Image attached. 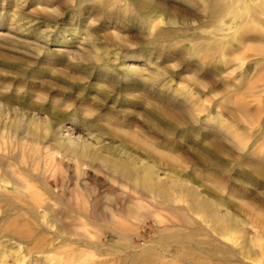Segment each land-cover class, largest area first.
<instances>
[{"label":"rangeland","instance_id":"1","mask_svg":"<svg viewBox=\"0 0 264 264\" xmlns=\"http://www.w3.org/2000/svg\"><path fill=\"white\" fill-rule=\"evenodd\" d=\"M261 1L0 0V264H264Z\"/></svg>","mask_w":264,"mask_h":264},{"label":"bare ground","instance_id":"2","mask_svg":"<svg viewBox=\"0 0 264 264\" xmlns=\"http://www.w3.org/2000/svg\"><path fill=\"white\" fill-rule=\"evenodd\" d=\"M259 2V1H258ZM262 2V1H261ZM262 3H264V2H262ZM243 5V4H242ZM239 6V5H238ZM237 6V7H238ZM248 6V5H247ZM250 8V7H249ZM217 9H219V8H217ZM244 9V8H243ZM248 9V8H247ZM262 9V8H261ZM221 10V9H220ZM262 11H264V9H262ZM216 12V11H215ZM254 123V122H253ZM256 140V139H255ZM140 179V178H139ZM146 181V180H145ZM143 183V182H142ZM136 188V187H135ZM140 191V190H139ZM134 192V191H133ZM141 198V197H140ZM143 198V197H142ZM153 199V198H152ZM147 200V199H146ZM146 202V201H145ZM167 228V227H166ZM204 233V232H203ZM176 234V233H175ZM179 234V233H178ZM176 236H177V234H176ZM175 236V237H176ZM171 244V243H170ZM145 245V244H144ZM143 249H144V247H142ZM169 249V248H168ZM198 259V258H197ZM196 260V259H195ZM200 262H201V260H200Z\"/></svg>","mask_w":264,"mask_h":264}]
</instances>
